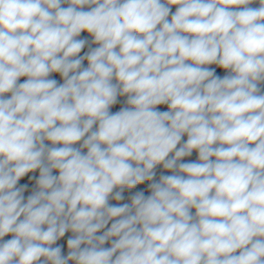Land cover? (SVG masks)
Instances as JSON below:
<instances>
[{"label": "clouds", "instance_id": "clouds-1", "mask_svg": "<svg viewBox=\"0 0 264 264\" xmlns=\"http://www.w3.org/2000/svg\"><path fill=\"white\" fill-rule=\"evenodd\" d=\"M262 85L264 0H0V264H264Z\"/></svg>", "mask_w": 264, "mask_h": 264}, {"label": "trees", "instance_id": "trees-1", "mask_svg": "<svg viewBox=\"0 0 264 264\" xmlns=\"http://www.w3.org/2000/svg\"><path fill=\"white\" fill-rule=\"evenodd\" d=\"M251 7H258V4H253V5H251ZM85 10H88V9H85ZM172 12H175V7L172 8ZM169 19H170V17H169ZM86 35H87L86 33H82V34H81V37H84V36H86ZM89 39H90V38H89ZM86 50H87V48L85 49V51H86ZM82 54H83V53H82ZM85 66H86V62H85ZM217 74L223 76V75H225V74H227V73H225V72L222 70L221 72H219V73H217ZM261 87H262V90H264V85H262ZM125 100H126V97H118V103H117L116 105L113 106V108L111 109V111H112V112H115V111H118L121 107L126 106V105H125ZM158 110L166 111V110H167V107H166V106H160ZM94 127H95V126H94ZM186 139H187V137L185 136V137L183 138V140L186 141ZM182 142H183V141H182ZM196 159H197V153L194 151L191 157H186V158H185V162H188V161H195ZM156 173H157L156 179H158L159 176H160L161 174H171V173H168V172H164V170L162 169V166H158V167H157V169H156ZM35 175H38V173H36ZM24 182H26V180H22V181H21V183H24ZM30 187H32V186L30 185ZM146 188H147V182H146L144 185H138L137 188H136V189H133L132 191L134 192V191L141 190V189L146 190ZM125 192H128V190H126ZM145 194L147 195L148 192L145 191ZM124 195H125V194H124ZM129 195H130V193L128 192V195H125V198L127 199ZM25 198H27L26 195H25ZM116 203H117V202H116ZM116 203H115V204H116ZM120 203H125V200L122 201V202H120ZM193 212H194V210H193ZM6 238L10 239L11 236H8V237H6ZM68 238H69V237H68V235H67V233H66L65 237L62 238L60 241L57 242L58 245H63V247H64V245L67 244V239H68ZM105 247H110V242H109V243H106V244H105Z\"/></svg>", "mask_w": 264, "mask_h": 264}, {"label": "built area", "instance_id": "built-area-1", "mask_svg": "<svg viewBox=\"0 0 264 264\" xmlns=\"http://www.w3.org/2000/svg\"><path fill=\"white\" fill-rule=\"evenodd\" d=\"M211 67H215V66H211ZM221 71H222L221 69H217V73H219V72H221ZM50 78L57 79L60 83L63 82V81L61 80V78L59 77L58 74H52V76H51ZM24 79H26V78H21V80H20L19 82H23ZM84 151H86V150H84ZM124 194H125V195H128V192H125ZM125 202H129L128 199L125 198ZM110 203L115 204L116 201H114V200H110ZM110 224H111V222H110L109 225H108L109 227H110ZM105 230H106V229H105ZM98 234H102V232H101V233H98Z\"/></svg>", "mask_w": 264, "mask_h": 264}, {"label": "rangeland", "instance_id": "rangeland-1", "mask_svg": "<svg viewBox=\"0 0 264 264\" xmlns=\"http://www.w3.org/2000/svg\"><path fill=\"white\" fill-rule=\"evenodd\" d=\"M63 6L66 7L67 5H63ZM78 146H79V145H76V147H78ZM30 191H31V187L29 188V191H26V192H25L26 197H27V195L30 194ZM67 235H68V237H70V236H71V233H67ZM63 252H64L65 255L67 254V244L64 245V247H63Z\"/></svg>", "mask_w": 264, "mask_h": 264}, {"label": "water", "instance_id": "water-1", "mask_svg": "<svg viewBox=\"0 0 264 264\" xmlns=\"http://www.w3.org/2000/svg\"><path fill=\"white\" fill-rule=\"evenodd\" d=\"M5 239H8V238L5 237Z\"/></svg>", "mask_w": 264, "mask_h": 264}]
</instances>
